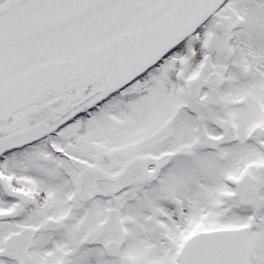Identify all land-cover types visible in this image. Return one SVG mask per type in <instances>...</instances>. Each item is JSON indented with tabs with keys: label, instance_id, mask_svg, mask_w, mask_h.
<instances>
[{
	"label": "snow or ice",
	"instance_id": "1",
	"mask_svg": "<svg viewBox=\"0 0 264 264\" xmlns=\"http://www.w3.org/2000/svg\"><path fill=\"white\" fill-rule=\"evenodd\" d=\"M0 264H264V0H0Z\"/></svg>",
	"mask_w": 264,
	"mask_h": 264
}]
</instances>
